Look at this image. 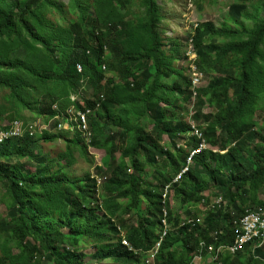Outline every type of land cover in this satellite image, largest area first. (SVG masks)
Wrapping results in <instances>:
<instances>
[{
  "label": "trees",
  "instance_id": "trees-1",
  "mask_svg": "<svg viewBox=\"0 0 264 264\" xmlns=\"http://www.w3.org/2000/svg\"><path fill=\"white\" fill-rule=\"evenodd\" d=\"M259 1L233 2L220 26L197 24L194 65L208 77L197 86L178 63L184 44L167 38L160 27L164 16L158 0H139L137 12L133 0H70L77 20L65 29L47 19L51 7L58 9L50 0H0V93L5 92L0 130L10 129L5 115L11 124L49 119L57 113L54 107L65 111L68 131L71 125L77 130L67 111H91L89 145L66 131L36 137L26 132L0 144V203L7 208V215L0 214V264H86L81 240L93 236V260L110 256L117 264H132L141 254L117 245L119 229L127 231L136 251L151 250L165 190L173 228L205 213L192 208L219 196L224 202L193 226L188 238L171 235L156 264H186L179 262L185 260L179 259L182 253L194 259L188 247L195 238L197 243L216 234L220 243H231L233 219L264 206V101L256 107L259 96L264 99V1ZM79 90L83 95L71 104L70 95ZM193 94L194 113L187 119L184 107L192 104ZM191 119L207 150L192 157L193 167L172 186L199 143L187 137ZM164 137L172 151L164 150ZM59 139L66 142L65 152L51 159L42 146ZM88 148L104 153L99 171L108 179L101 204L95 197L98 181L88 172L69 177L78 158L92 164ZM176 208L181 211L175 216ZM118 215L114 223L110 217ZM248 253L225 256L224 264H264L263 249Z\"/></svg>",
  "mask_w": 264,
  "mask_h": 264
},
{
  "label": "rangeland",
  "instance_id": "rangeland-1",
  "mask_svg": "<svg viewBox=\"0 0 264 264\" xmlns=\"http://www.w3.org/2000/svg\"><path fill=\"white\" fill-rule=\"evenodd\" d=\"M50 1L54 4L56 8L59 9L58 10V9L51 7L47 13V16H48L47 19L50 20L53 25L61 26L63 29H65L69 27L71 22L77 20V13H75L73 10L70 9V0H50ZM235 1H238V0H199V1L198 0H158L159 4L162 6L161 12L164 16L160 24V27L161 29L163 28V30L165 31L164 33L165 36L167 38H173L176 40H180L182 44H184L183 45V50H184L183 59L178 62L181 66L187 67L189 70H191V66H194L196 68V66L194 65V60L197 57V54L196 52L193 51V49H191V47H192V42L194 39L197 24L201 22L209 21V22H212L214 26L216 27L220 26V24L226 19L228 15V6ZM253 1L258 2L259 0H253ZM132 3H134L135 5L133 6V11L137 12L138 11L137 6L139 5V0H133ZM90 13L93 14L92 8H90ZM188 74L190 75L189 72ZM203 78L205 80L208 79L206 75H203ZM203 78L201 80V85L205 83V80ZM4 94L5 92L0 93V105L4 103L3 101ZM73 95L74 94H71L69 98L71 99ZM194 96L195 95L193 94L192 99H191L192 104L190 103L191 105L189 106L187 104L186 107H184L185 112L187 111V114L185 113V117L187 119L190 113L191 114L192 112L194 113V107H193L194 102H195ZM263 101H264L263 96L262 95L259 96V100L257 101L256 107L259 108L261 102ZM180 104L185 106V104L183 103H180ZM98 109L99 108H97V110ZM204 111H209V107H205ZM70 113H75V111L72 108H70L66 114L69 115ZM259 114L260 112H258V115ZM24 115H26L27 117H30L31 119H34L37 117V116H33V114H31L30 112H24ZM42 118L43 117L37 118L35 120H30L29 122L37 121L40 119L38 122L41 123ZM90 118L91 116L89 114L86 120V123H87L86 126L88 128V131H90L91 129L90 126L88 127ZM2 119L3 121L6 120L4 121V123L6 122V125H9V122L7 121L8 120L7 115L3 116ZM22 124L25 125L27 124V122H23ZM65 127L67 128L68 125L65 124ZM76 128L77 129L79 128L77 123H76ZM70 129L74 130V126L71 125ZM68 130L69 129L67 128L65 131L68 133ZM2 131L4 130H0V133ZM57 134L60 135V133H56V134L54 133L52 135H57ZM70 135L71 136H69V138L72 139L73 138L72 134ZM187 137L188 138L196 137L198 139L199 143L197 144V147H194L192 149V151L196 152L197 155L207 150L206 142L202 141L201 135H190L189 133L187 134ZM168 142L169 140L167 139V137H164V143H165L164 150L168 148L167 146ZM65 149H66V142L64 139L62 140L59 139L51 143H44L42 146V151L46 155H49L51 159H58L59 156L63 152H65ZM172 150L173 149L170 147L169 151H172ZM88 154L92 158V164L86 163L84 160L77 157L78 159L76 160L75 165H73L71 168L68 169V171L70 172L69 177L71 178L82 177L84 174L89 173L92 178H95L98 181V183H96V187H99L95 197H96V200H98L99 203L101 204L103 198H105V196L101 193L102 186H103V183H105L108 179V176L102 173L103 169L99 171V169L103 168V163H102L103 158L102 157H104V153L102 151H95L93 149L88 148ZM76 155L77 154H75V156ZM63 165H65V162L63 163ZM192 167H193V164H192ZM147 171L149 174L153 172L151 168H149ZM151 176L152 175H149V178H151ZM3 194H4V187L0 183V198L3 196ZM205 194L208 195V192ZM221 197L222 196L214 197L213 200L216 201L217 199ZM176 206H179V205L176 203ZM180 211H181L180 208L174 209L175 216L179 214ZM0 214L7 215V208L5 205L1 203H0ZM203 215L204 216H199L198 214H195L194 216V218H196L199 224L203 222L204 218L208 217V216H205L206 214H203ZM118 217H121V215H118L117 217H115L116 220H118ZM197 217H199V220ZM240 217L241 215L238 216L237 218H240ZM237 218H234L233 221L236 220ZM176 228L177 226L172 228V230H175ZM122 234L124 233L122 232ZM179 234H182L185 236V233H179ZM91 241H92V238H88V237L81 240L82 244L80 245V247L82 248V251L87 250V254H85L84 252H80L81 254L87 255L83 259L84 263L86 264L94 263L92 258L89 256L90 253H93L95 251V248L91 244ZM91 249H93V251H91ZM110 262L111 261L108 259L105 261H100L99 264H109Z\"/></svg>",
  "mask_w": 264,
  "mask_h": 264
},
{
  "label": "bare ground",
  "instance_id": "bare-ground-1",
  "mask_svg": "<svg viewBox=\"0 0 264 264\" xmlns=\"http://www.w3.org/2000/svg\"><path fill=\"white\" fill-rule=\"evenodd\" d=\"M197 27V26H196ZM194 69H196L194 66H193V70ZM201 75H202V78H203V73H201ZM204 79V78H203ZM205 80V79H204ZM81 95H83V92L81 91V90H79V92H78V94L76 95V96H81ZM261 105V104H260ZM74 111H75V113H70V114H72V115H74L75 116V119H76V122H77V125H78V127L79 126H86V120H87V118H88V116H89V114H90V110L89 109H87V110H85V111H79V110H75V109H73ZM82 115H84L85 116V121L83 120V118L81 117ZM20 123V122H19ZM190 123H191V131L189 132L190 133V135H201L202 136V141L203 142H205V140H204V135H203V132L202 131H200V129L199 128H197L196 126H195V121L193 120V119H191V121H190ZM85 133L87 134V135H89V133H88V128H87V126H86V130H85ZM29 134L30 135H37L38 134V132L37 131H31V132H29ZM89 141V140H88ZM168 148H170L169 146H168ZM217 153H220V154H224V153H226V152H221V151H216ZM197 153L196 152H194V151H191L190 153H189V157H188V161H187V163H186V165L184 166V168L178 173V175L172 180V182H171V185L173 186V185H176V184H178V183H180L181 181H182V179H183V177H185L186 176V174L190 171V169L192 168V165H191V160H192V157H194L195 155H196ZM209 194V193H208ZM204 195H207V194H204ZM214 198H212V201H211V204L210 205H203L204 203H202V205H200L199 207H194V208H192V212H194V213H197V211L198 210H202V211H204L205 213H197L199 216H204L203 214H206L205 216H208L211 212H212V210H213V208H214V206L216 205V204H220V203H222V202H224V200H223V198L221 197V198H219V199H217L216 201H214L213 200ZM161 201H162V206H161V208H162V215H158V221H160V223L162 222V221H169V217H168V214H169V212H170V210H172V201H171V199L167 196V194H166V190H165V192H161ZM170 206H171V208H170ZM222 206H224V205H222ZM229 207V206H228ZM260 207L261 206H259V207H257V208H250V209H247L246 210V212H245V214L242 216V217H240V218H237L236 220H234L233 222H232V226H233V231H234V238H232V240L230 241L231 243L230 244H232V243H234L236 240H237V238H238V236H239V234L240 233H242L243 232V227H250L254 222H256L257 220H254V221H250V219L253 217V215L254 214H259V213H262V212H264V209H260ZM226 211H228L227 209H226ZM111 218V220L114 222V223H116V218H114V217H110ZM99 223V222H98ZM194 224H189V223H187L186 221H184V220H182L178 225H177V228L175 229V230H172V228L173 227H165V226H163L162 224H161V226H159L158 228H157V230L156 231H158V232H156V235L154 236V237H156L155 239H156V241L158 242V243H160V247L159 248H157V249H155V247H153L151 250H147V251H143V250H141L140 252L139 251H136L134 248H133V250L135 251V252H138V253H140L141 254V256H140V259L138 260V259H134L133 260V262H132V264H149V263H151V264H156V261H157V259H158V257H159V255L161 254L160 252H161V249H162V247H163V244H164V242L166 241V243L165 244H167V242H168V238L171 236V235H173L174 233H177V234H179V233H185V238H188V235H189V233L188 232H192V227L193 226H199V222L197 221V220H195L194 222H193ZM97 224V223H96ZM99 224H101V223H99ZM102 225H104V224H102ZM54 226V225H53ZM228 226V225H227ZM52 227V226H51ZM50 227V228H51ZM60 226H58V228H59ZM68 227V226H67ZM221 227V226H220ZM53 229V228H52ZM54 229H55V226H54ZM57 229V228H56ZM131 230V229H130ZM51 231V230H50ZM49 231V232H50ZM56 231V230H55ZM54 231V232H55ZM60 231V230H59ZM95 232V231H94ZM119 232H120V235H118V237L121 239V241L123 242V243H126L127 245H131V243H130V240H129V238H128V236L126 235V232L127 231H124V230H121V229H119ZM122 232L124 233V234H122ZM56 233H58V232H56ZM97 233V232H96ZM51 234V233H50ZM54 234V233H53ZM122 234V235H121ZM44 235H46V234H44ZM49 235V234H48ZM52 235V234H51ZM55 235V234H54ZM99 235V234H98ZM103 235V234H102ZM192 235L193 234H191V237H192ZM195 235V234H194ZM244 235H248V232H244ZM53 236V235H52ZM96 236V235H95ZM190 236V235H189ZM49 237V236H48ZM48 237H47V239H48ZM107 237V236H106ZM105 237V238H106ZM172 237V236H171ZM175 237V239L174 240H176L178 237H176V236H174ZM219 237V235H216V234H213V236H210L209 238L211 239H214L215 241L214 242H212V241H209L207 238H201L200 239V241L199 242H197L196 243V241H195V239H194V242L195 243H191V245L188 247V250L189 251H192V253L193 254H195V256H197L198 258L197 259H195V256H194V259H191L190 257H188L187 256V254H184V253H182V256H181V254H180V257L181 258H179V259H185L184 261H179V262H183V263H186V264H220V259H218V258H214V256H207V254L210 252V247H212V246H215L216 248H219V249H222V246L225 244V245H230V244H227V243H220V239L218 238ZM44 238V237H43ZM42 238V239H43ZM50 238V237H49ZM54 238V237H53ZM94 236H93V239L92 240H94ZM46 239V240H47ZM51 239V238H50ZM101 239V238H100ZM104 239V238H103ZM102 239V240H103ZM221 239H223V238H221ZM227 239V238H226ZM45 239H44V241H46ZM182 240H184V239H182ZM191 241H192V239H190ZM197 240V239H196ZM98 241H101V240H98ZM171 241H173L172 239H171ZM178 241V240H177ZM224 241V240H223ZM32 242V241H31ZM47 242V241H46ZM49 242V241H48ZM228 242V241H227ZM118 243H120V242H118L117 241V245H118ZM152 243V242H151ZM172 243V242H171ZM46 244V243H45ZM189 244V243H188ZM223 244V245H222ZM33 245V244H32ZM42 245L44 246V244H43V241H42ZM148 245V244H147ZM152 245H153V243H152ZM171 245V244H170ZM166 246V245H165ZM172 246V245H171ZM34 247V246H33ZM146 247V246H145ZM167 247V246H166ZM165 247V248H166ZM168 247H170V246H168ZM173 247V246H172ZM37 247H35V249H36ZM171 248V247H170ZM174 248H176V247H174ZM38 249V248H37ZM40 249V248H39ZM145 249V248H144ZM148 249V248H147ZM257 249H263V251H264V237H253L252 239H250L249 241H247V242H245L242 246H241V248L239 249V250H237L236 252H234V253H230V254H228V256H230V257H235L237 254H239V253H242L243 251H250L252 254H249L248 253V255H254V251L255 250H257ZM166 250V249H165ZM170 252V251H169ZM176 252L178 253V252H180L179 250H177L176 249ZM163 253V252H162ZM117 254H121V253H118L117 252ZM245 254V253H244ZM64 255V254H63ZM63 255H62V257H63ZM166 255V254H165ZM175 255V254H174ZM259 256H260V254H258ZM59 256V255H58ZM57 256V257H58ZM122 257H124V256H126V255H121ZM163 256V255H162ZM255 256V255H254ZM262 256V255H261ZM59 257H61V256H59ZM141 257H142V261H141ZM166 257V256H165ZM263 257V256H262ZM65 257H63L62 259H64ZM68 258V257H67ZM112 257H108V259L111 261L109 264H114L115 262L111 259ZM167 258H169V257H167ZM47 259H49L50 261H51V259L52 258H48L47 257ZM55 259H57V258H55ZM187 259V260H186ZM263 259V258H262ZM45 260V259H44ZM68 260V259H67ZM105 260H107V259H104V260H102V261H105ZM169 260V259H168ZM257 260H259L260 261V258H258ZM70 260H68V262H69ZM235 261V260H234ZM258 261V262H259ZM71 262V261H70ZM261 262V261H260ZM259 262V263H260ZM82 263H83V260H82ZM160 263V262H159ZM158 263V264H159ZM164 263V262H163ZM167 263V262H166ZM81 264V263H80ZM115 264H117V263H115ZM162 264V263H161ZM168 264V263H167ZM254 264V263H253Z\"/></svg>",
  "mask_w": 264,
  "mask_h": 264
},
{
  "label": "built area",
  "instance_id": "built-area-1",
  "mask_svg": "<svg viewBox=\"0 0 264 264\" xmlns=\"http://www.w3.org/2000/svg\"><path fill=\"white\" fill-rule=\"evenodd\" d=\"M77 71L81 72V67L79 65L76 66ZM103 70L105 71V66H103ZM190 77L192 80V83L194 85H201L202 75L199 70H189ZM82 96V95H81ZM80 96L73 95L71 98V104L76 105V103L79 101ZM56 110V115L49 119H41V123L37 121L33 122H27V124L19 123L18 121H14L9 123V130H4L0 133V144L4 141L8 140L9 138L14 137H20L21 135H24L26 132L31 131H37L39 133H59L66 130L65 127V111L58 110L57 107H54ZM83 120L85 121V116H81ZM86 126H79L77 130H71L68 131L70 134H78L84 142L89 145L88 141V135L85 133ZM33 136V135H32ZM36 137V136H33ZM260 209H264V206H261ZM196 220V218H189L184 221H186L189 224H194L193 222ZM250 227H243V232L239 234L237 240L230 244V245H223L222 249L216 248L215 246L210 247V252L207 254V256H214V258L220 259V264H224L223 258L225 256H228L230 253H234L237 250L241 248V246L252 239L253 237H264V212L259 214H254L253 217L250 219V221H254ZM161 224L165 227H171L169 224V221H162ZM248 232V235H244V232ZM155 249L160 247V243L156 242ZM198 257L195 256V259ZM96 264V263H95Z\"/></svg>",
  "mask_w": 264,
  "mask_h": 264
},
{
  "label": "clouds",
  "instance_id": "clouds-1",
  "mask_svg": "<svg viewBox=\"0 0 264 264\" xmlns=\"http://www.w3.org/2000/svg\"><path fill=\"white\" fill-rule=\"evenodd\" d=\"M86 89V88H85ZM60 133V132H59ZM54 134V133H53ZM56 134V133H55ZM97 188H99V187H97ZM172 227V226H171ZM118 240H119V242H120V245L121 246H123L124 248H125V250L128 252V253H132V254H134V255H138V254H140V253H138V252H135L134 250H133V247L131 246V245H127L126 243H123L122 241H121V239L118 237ZM156 244V243H155ZM156 245H154V247H155ZM93 260V259H92ZM108 260V259H107ZM93 264H99V262H97V261H95V260H93ZM149 264H151V263H149Z\"/></svg>",
  "mask_w": 264,
  "mask_h": 264
}]
</instances>
